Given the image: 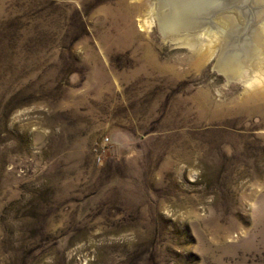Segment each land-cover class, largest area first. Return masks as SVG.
I'll list each match as a JSON object with an SVG mask.
<instances>
[{
    "label": "rangeland",
    "instance_id": "374dc122",
    "mask_svg": "<svg viewBox=\"0 0 264 264\" xmlns=\"http://www.w3.org/2000/svg\"><path fill=\"white\" fill-rule=\"evenodd\" d=\"M157 2L0 0V264H264V93Z\"/></svg>",
    "mask_w": 264,
    "mask_h": 264
},
{
    "label": "water",
    "instance_id": "95a60500",
    "mask_svg": "<svg viewBox=\"0 0 264 264\" xmlns=\"http://www.w3.org/2000/svg\"><path fill=\"white\" fill-rule=\"evenodd\" d=\"M158 30L185 33L207 23L223 36V44L212 69L235 80L250 60L264 50L257 24L264 20V0H158Z\"/></svg>",
    "mask_w": 264,
    "mask_h": 264
},
{
    "label": "bare ground",
    "instance_id": "6f19581e",
    "mask_svg": "<svg viewBox=\"0 0 264 264\" xmlns=\"http://www.w3.org/2000/svg\"><path fill=\"white\" fill-rule=\"evenodd\" d=\"M155 7L151 11H148L147 16L142 18L143 26L145 25L146 29L151 30V27L153 26V23L155 22L154 15H155ZM263 35L264 39V22L258 27ZM209 30V27L202 28L195 30L189 35L193 36L192 40L188 39H181L179 40L177 38L176 44H181V45H191L199 48V50H205L206 52H211L214 53L216 52V46H219V43L221 42L220 36L214 33L212 31L207 34ZM186 36V35H185ZM172 38L171 36H169ZM176 39V37H174ZM175 41V40H174ZM216 45V46H215ZM180 46V45H179ZM212 46H215L213 48ZM183 47V46H182ZM218 49V48H217ZM255 75V87L259 89L260 91L258 93H250V96L252 98H257L261 96L264 93V50L262 54L249 62L243 67V69L240 72V75L234 80L237 83H242L243 85H246L245 87H250V82H251V76ZM262 97V96H261ZM249 111V109H248Z\"/></svg>",
    "mask_w": 264,
    "mask_h": 264
}]
</instances>
